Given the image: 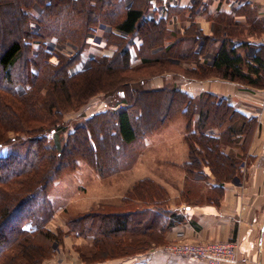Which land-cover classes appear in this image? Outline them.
<instances>
[{"label": "trees", "instance_id": "1", "mask_svg": "<svg viewBox=\"0 0 264 264\" xmlns=\"http://www.w3.org/2000/svg\"><path fill=\"white\" fill-rule=\"evenodd\" d=\"M151 1L0 0V264H39L48 254L54 238L45 227L54 214L48 189L61 174L75 170L79 160L101 174L119 170L121 153L177 116L186 120L188 147L180 201L218 204L224 183L240 174L254 118L208 91L193 95L174 84L144 89L131 82L143 83L144 72L151 70L180 68L193 80L216 76L264 88V45L244 37L260 35L263 22L243 3L233 15H210L211 35L193 21L175 32L167 27L169 12L166 18L148 16ZM34 3L41 6L38 15L31 12ZM235 15H244L245 22ZM97 25L108 26L105 39L114 38L117 49L78 67ZM65 40L76 44V54L50 61L52 44ZM134 58L140 63L132 65ZM96 94L114 96L115 102L76 123L61 144L64 113ZM15 139L27 141L24 154L2 151ZM238 142V154L224 150ZM195 172L212 179L209 186ZM169 204L167 188L143 177L119 203L72 218L69 232L92 239L82 256L87 263L146 253L166 244V233L185 220Z\"/></svg>", "mask_w": 264, "mask_h": 264}, {"label": "crops", "instance_id": "2", "mask_svg": "<svg viewBox=\"0 0 264 264\" xmlns=\"http://www.w3.org/2000/svg\"><path fill=\"white\" fill-rule=\"evenodd\" d=\"M243 3L254 8L255 14L264 24V0H152L148 16L166 18L169 12L167 22L178 31L181 30L177 28L179 22H186L185 19H181L182 15L189 16L202 34L211 35L213 22L210 15L218 13L233 15ZM234 19L242 23L246 20L244 15H235ZM245 34L246 32L244 37L246 36L251 44L264 45V30L258 36ZM185 85L184 90L193 95L208 91L226 99L247 118H254L256 128L242 158L240 174L224 183L219 203L179 205L172 203L170 207L183 214L185 220L173 226L166 233V239L170 243L236 241L238 246L236 264H264V88L251 87L242 82L216 76L202 80L194 79ZM239 144L240 142L225 146L224 150L238 154ZM167 154L176 160L168 163L170 167H177L179 161L183 163L187 160L188 147L187 151L184 149L180 158H176L172 153L163 155ZM161 181L168 186L172 197L179 195L181 188H174L167 180ZM166 246L158 245L148 254L124 258L110 264H210L206 260L172 254L166 250Z\"/></svg>", "mask_w": 264, "mask_h": 264}, {"label": "rangeland", "instance_id": "3", "mask_svg": "<svg viewBox=\"0 0 264 264\" xmlns=\"http://www.w3.org/2000/svg\"><path fill=\"white\" fill-rule=\"evenodd\" d=\"M126 2L128 4L130 0H126ZM40 11L41 6L38 3H34L31 7V12L34 15H38ZM182 16L181 19H185L186 22H179L177 28L181 29L180 31L192 21L189 16ZM107 27L108 26L97 25L94 29V35L83 48V52L80 54L79 60L75 64L76 66H86L89 58L94 55L116 51L117 47L114 44L116 40L113 41V38L110 42L105 39V34L109 31ZM167 27L175 32H180L176 30V27H171L168 22ZM76 51L77 46L71 40L53 43L50 50V61L55 62L59 55H75ZM208 53H211V51H208ZM138 63H140V61L134 58L132 65ZM143 78V83L137 80L131 82V84L139 88L153 89L162 87L167 83L178 85L184 90L186 88L185 83L193 80L185 77L180 68H172L162 72L151 70L150 72H144ZM17 89L20 93L23 92L22 86L18 85ZM149 101L150 100H145V103ZM112 102H115L114 96L96 94L90 97L78 110L64 113L62 122L66 130L59 133L57 139L60 140L61 144L64 143L67 133L76 123L82 121L91 113L112 107ZM152 104L155 105L154 102ZM152 113H155V111ZM9 135L10 137L14 136L12 132L9 133ZM185 135L186 120L182 116H177L166 122V124L157 131L147 134L143 143H135L134 149L131 150V152L125 151L121 153L120 158L123 159V161L119 170L101 174L97 172L88 161L79 160L78 167L75 170H68L61 174L48 189V196L52 202L54 214L45 224V227L54 234V238H52L49 243L48 254L45 257L42 256L44 258L39 261V264H110L114 261L132 257L105 258L99 262L87 263L82 259V256L86 254L88 248L92 246V239L88 237H79L75 233H70L68 222L77 215L87 212L100 204L119 203L127 189L130 188L136 180L143 177H149L166 187L164 181H161L164 179L167 180L169 184L173 185L174 188L178 187L182 189L184 183L182 186L181 183L184 182L187 175L181 167L185 161L183 163L179 161L177 167H170L168 163L176 161L175 158H171L169 154H163L172 153L176 158H180L182 153H184V149L187 151ZM55 138L56 136L54 139ZM50 142L53 143L52 138ZM142 144L144 145L141 146ZM6 147L2 149V151L12 150L18 154H24L27 150V141L24 139H15ZM126 148L130 149V146ZM194 177L199 179L205 186L211 181V179L206 178L198 172H195ZM169 195V206L172 203L175 205L185 203L179 200V195L176 197L174 196L175 198L172 197L170 192ZM172 243L168 241L164 245H170ZM154 247L155 246H152L146 253L133 256L148 254Z\"/></svg>", "mask_w": 264, "mask_h": 264}, {"label": "built area", "instance_id": "4", "mask_svg": "<svg viewBox=\"0 0 264 264\" xmlns=\"http://www.w3.org/2000/svg\"><path fill=\"white\" fill-rule=\"evenodd\" d=\"M166 250L175 255H187L206 260L210 264H236L238 246L236 241L182 242L167 245Z\"/></svg>", "mask_w": 264, "mask_h": 264}]
</instances>
